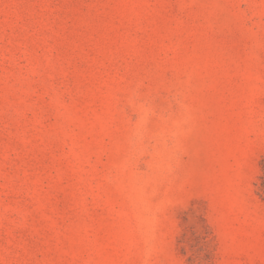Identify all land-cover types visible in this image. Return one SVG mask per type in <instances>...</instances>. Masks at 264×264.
<instances>
[{
	"label": "rangeland",
	"instance_id": "obj_1",
	"mask_svg": "<svg viewBox=\"0 0 264 264\" xmlns=\"http://www.w3.org/2000/svg\"><path fill=\"white\" fill-rule=\"evenodd\" d=\"M264 0H0V264H264Z\"/></svg>",
	"mask_w": 264,
	"mask_h": 264
},
{
	"label": "trees",
	"instance_id": "obj_2",
	"mask_svg": "<svg viewBox=\"0 0 264 264\" xmlns=\"http://www.w3.org/2000/svg\"><path fill=\"white\" fill-rule=\"evenodd\" d=\"M260 189L262 190V193H260L263 198H264V175L261 176V181H260Z\"/></svg>",
	"mask_w": 264,
	"mask_h": 264
}]
</instances>
